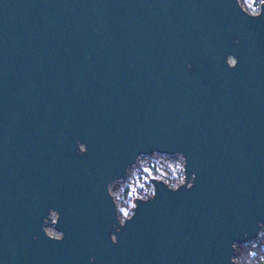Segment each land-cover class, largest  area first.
<instances>
[{"label": "water", "instance_id": "95a60500", "mask_svg": "<svg viewBox=\"0 0 264 264\" xmlns=\"http://www.w3.org/2000/svg\"><path fill=\"white\" fill-rule=\"evenodd\" d=\"M152 151L182 152L194 186L156 183L113 244L105 185ZM50 208L61 241L41 231ZM257 221L264 14L234 0H0V264H230Z\"/></svg>", "mask_w": 264, "mask_h": 264}, {"label": "clouds", "instance_id": "9594fccd", "mask_svg": "<svg viewBox=\"0 0 264 264\" xmlns=\"http://www.w3.org/2000/svg\"><path fill=\"white\" fill-rule=\"evenodd\" d=\"M235 6L241 13L246 16L257 18L264 14V0H252V7H248V0H234ZM236 40L234 43H238ZM225 63L229 68H234L238 64V59L234 54H227L225 56ZM191 68V65H188ZM76 151L83 154L87 151V146L81 141L76 142ZM163 157L167 159V165L163 171L157 169L155 173L150 170L143 169L147 172V175L142 176L136 181L134 187L128 186L124 190L118 186L115 191L120 192V198L117 200L110 193L115 185H123L127 179H129L130 170L137 167L141 158L148 157ZM196 179V173L192 172L190 175L187 172V158L180 152L175 151L172 153H161L158 151H152L150 154L139 153L135 156L133 162L129 163L124 168V176L117 177L109 181L106 185V192L111 198L114 206V214L116 224L112 227L115 231L109 232V239L113 244L118 243L117 234L126 224L131 221L135 214L136 209L139 207V203H147L150 200L155 199L157 195L156 183H162L170 191H178L181 187L185 190H189L194 186ZM155 182V183H154ZM55 213V220L50 224L52 214ZM60 213L50 208L45 217L42 218L41 231L49 239L55 241H61L64 238V232L57 229L55 225L59 222ZM118 225V226H117ZM53 229L54 232H50L49 229ZM258 231L251 239L244 241H232L230 244L233 252L236 247L242 249L240 253V264H264V222L257 221ZM245 235H247L245 233ZM89 261H94L95 257L89 256ZM230 264H234V255L229 256Z\"/></svg>", "mask_w": 264, "mask_h": 264}, {"label": "rangeland", "instance_id": "374dc122", "mask_svg": "<svg viewBox=\"0 0 264 264\" xmlns=\"http://www.w3.org/2000/svg\"><path fill=\"white\" fill-rule=\"evenodd\" d=\"M248 7H252V0H248ZM167 165V159L163 157H148V158H141L136 168L130 170L128 176L129 179L125 181L123 185H115L113 189L110 190V193L119 200L120 192L115 191L116 187H120L121 190H124L125 187L131 186L134 187L136 181L139 180L142 176L147 175V172L142 171L143 169L150 170L151 172L155 173L157 169L163 171ZM55 220V213L52 214V219L50 220V224L52 221ZM50 232H54L53 229H49ZM235 260V259H234ZM236 262V261H235Z\"/></svg>", "mask_w": 264, "mask_h": 264}, {"label": "trees", "instance_id": "16d2710c", "mask_svg": "<svg viewBox=\"0 0 264 264\" xmlns=\"http://www.w3.org/2000/svg\"><path fill=\"white\" fill-rule=\"evenodd\" d=\"M242 249H240L239 247H236L235 249V253H234V258L237 264H240V253H241Z\"/></svg>", "mask_w": 264, "mask_h": 264}]
</instances>
